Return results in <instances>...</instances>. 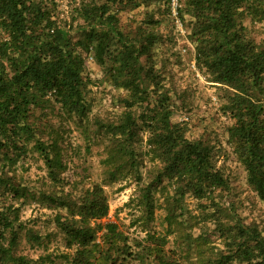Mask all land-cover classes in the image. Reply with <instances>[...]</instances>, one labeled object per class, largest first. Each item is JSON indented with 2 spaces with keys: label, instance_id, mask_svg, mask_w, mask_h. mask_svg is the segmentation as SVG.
Segmentation results:
<instances>
[{
  "label": "trees",
  "instance_id": "obj_1",
  "mask_svg": "<svg viewBox=\"0 0 264 264\" xmlns=\"http://www.w3.org/2000/svg\"><path fill=\"white\" fill-rule=\"evenodd\" d=\"M118 1H83L78 13L83 19L82 35L73 40L66 25L53 18L52 9L43 0H0V29L6 33L0 41V151L4 157V161L0 160V195L9 186L1 182L15 179L14 175L8 176L7 168L15 166L17 152L27 148L24 140L19 144L22 137L28 142L35 138L33 146L44 156L47 177L51 181L59 179L58 172L64 168L60 145L57 139L46 145L36 137L29 125L31 106L49 102L52 97L82 120L87 112L84 53L92 51L100 62L105 55L112 57L114 63L116 60L112 79L128 90L129 107L151 96V82L159 78L154 67L145 66L141 57L149 54L154 33L133 38L122 31L117 14L110 11V5ZM152 1L127 0L132 5ZM180 3L181 18L186 21L188 14L193 19L190 37L195 44L197 64L206 68L213 81L232 89L226 103L234 118L228 129V142L245 166L248 182L264 200V50L245 37L241 18L249 15L264 21V0H180ZM112 43L119 44L115 55ZM156 86L155 93L159 91V85ZM167 98L164 95V102L155 106L146 118L150 130L147 143L156 152L152 160L161 162L155 179L165 177L175 182V190L181 196L190 191L198 198H209L218 188L228 189V179L216 165L221 151L202 140L187 138L184 127L172 123ZM126 114L122 123L112 127L113 135L119 139L109 151L108 163L115 164L110 171L112 178L133 172L135 164L136 118L131 109ZM12 188L17 195L14 184ZM151 194V188L145 187L141 195V203L149 213L154 206ZM47 199L69 211V217H58L57 223L66 235V244L74 248L70 264H136L137 253L132 250L129 236L116 223L91 225V220L100 219L109 211L101 185L87 190L78 202L50 195ZM222 224L218 227L224 231L226 225ZM11 226V218L0 209V264H27L24 255L12 250L18 241L16 231L12 232L10 246L3 242L5 231ZM101 228L105 231L99 240L97 230ZM233 229L240 240L229 242L224 237L227 250L218 264L234 259L264 264V236L260 231L240 222ZM151 240L154 245L148 251L154 264H182L180 258L168 255L164 238L151 235Z\"/></svg>",
  "mask_w": 264,
  "mask_h": 264
},
{
  "label": "rangeland",
  "instance_id": "obj_2",
  "mask_svg": "<svg viewBox=\"0 0 264 264\" xmlns=\"http://www.w3.org/2000/svg\"><path fill=\"white\" fill-rule=\"evenodd\" d=\"M43 1L52 9L53 18L66 25L73 40L81 38L83 19L78 15L79 7L89 0ZM180 6L179 0L175 14L171 0L139 5L120 0L110 5V11L119 19V28L131 37L154 33L149 54L141 57L145 66L154 67L159 78L151 82L149 98L129 107L128 90L112 79L116 60L114 63L112 57L105 55L100 62L91 51L84 53L87 112L82 120L52 97L49 102L31 106L30 127L46 145L58 140L64 168L58 172L59 179L51 181L44 156L33 146L35 138L29 142L25 137L18 139L19 144L24 140L27 148L18 151L16 165L7 168L8 176L14 175L15 179L1 182L9 186L0 195V209L12 220L3 242L10 246L12 232L16 231L18 241L12 250L24 255L27 264H70L74 248L66 244V235L57 223L58 217H69V211L66 206L48 200L47 195L78 202L94 185L103 187L109 211L106 216L91 220V225L116 223L129 236L132 250L137 253L136 264H154L148 251L154 245L151 235L164 238L168 255L180 258L182 264H218L227 250L224 237L229 242L240 240L233 229L239 222L257 228L264 236V200L248 182L247 170L228 142V129L234 118L226 103L232 89L213 81L206 68L197 64L195 44L190 37L193 19L186 14L184 21L179 14ZM241 18L245 37L264 50V21L249 15ZM5 37V31L0 29V41ZM118 47L119 44L112 43L114 55ZM157 84L159 91L155 93ZM164 95L169 97L165 102L172 123L184 127L187 138L202 140L221 151L216 165L227 177L228 189L218 188L209 198H198L190 191L181 196L175 190V182L165 177L155 179L161 162L152 160L156 152L147 143L150 130L146 118L155 106L164 102ZM130 109L138 133L133 144V172L112 178L110 171L115 164L108 163L109 151L119 140L112 127L122 123ZM0 155L4 161L2 151ZM145 187L152 190L154 206L150 213L141 203ZM222 223L226 225L224 231L218 227ZM104 231L97 230L99 240ZM223 264L255 263L234 259Z\"/></svg>",
  "mask_w": 264,
  "mask_h": 264
},
{
  "label": "built area",
  "instance_id": "obj_3",
  "mask_svg": "<svg viewBox=\"0 0 264 264\" xmlns=\"http://www.w3.org/2000/svg\"><path fill=\"white\" fill-rule=\"evenodd\" d=\"M171 3H172V5H173L174 12H175V14H176V13H177V11H176V7H177V5L179 4V0H171Z\"/></svg>",
  "mask_w": 264,
  "mask_h": 264
}]
</instances>
